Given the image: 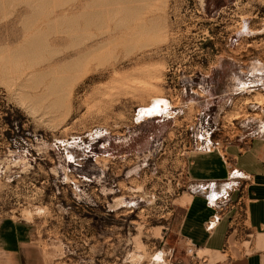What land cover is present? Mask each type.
I'll use <instances>...</instances> for the list:
<instances>
[{
    "label": "rangeland",
    "instance_id": "374dc122",
    "mask_svg": "<svg viewBox=\"0 0 264 264\" xmlns=\"http://www.w3.org/2000/svg\"><path fill=\"white\" fill-rule=\"evenodd\" d=\"M132 1L158 8L157 45L128 1L0 0V46L45 42L0 74V225L32 233L23 264H198L177 237L205 195L189 162L264 143V0Z\"/></svg>",
    "mask_w": 264,
    "mask_h": 264
},
{
    "label": "crops",
    "instance_id": "0c3cea01",
    "mask_svg": "<svg viewBox=\"0 0 264 264\" xmlns=\"http://www.w3.org/2000/svg\"><path fill=\"white\" fill-rule=\"evenodd\" d=\"M230 152L232 162L213 151L189 162V177L205 195L189 196L177 237L198 264H264V143ZM31 237L25 225L1 224L0 264H23Z\"/></svg>",
    "mask_w": 264,
    "mask_h": 264
},
{
    "label": "bare ground",
    "instance_id": "6f19581e",
    "mask_svg": "<svg viewBox=\"0 0 264 264\" xmlns=\"http://www.w3.org/2000/svg\"><path fill=\"white\" fill-rule=\"evenodd\" d=\"M114 1V4L117 5V3L120 1V0H113ZM124 1H128L127 3L129 4L128 6H125L123 9H125V12L128 14V19H131L132 18V14H134L136 11H140L144 16L143 17H138V22L135 23V26L133 28V31H134V34L137 33L136 35H142L143 38L147 37L150 35L149 39L146 41V46L147 47H150V46H153V45H157L158 43H160L161 41V27L163 24H161V22L159 21V18L157 17V12H158V8L155 6L153 7L152 5H150L149 3H142L141 6H134V5H130V1L132 0H124ZM134 1V0H133ZM132 1V2H133ZM143 2H147V0H141ZM130 2V3H129ZM94 4V3H93ZM119 4V3H118ZM132 4V3H131ZM86 5V4H85ZM88 6H90L88 4ZM86 6V7H88ZM85 7V6H84ZM83 7V9H84ZM91 7V6H90ZM89 7V8H90ZM122 9V10H123ZM83 11V10H82ZM85 11V10H84ZM117 12V10H116ZM124 12V11H123ZM91 14H85L83 12H78L76 15L74 16H69L71 18H67L70 21H74L75 20H82L84 21V19H86L85 21L87 22V24H90L89 22L91 21V23L93 22V19L92 18V15L94 14L93 12H90ZM125 13V14H126ZM98 15V14H97ZM67 16V15H66ZM95 16H96V13H95ZM99 16V15H98ZM142 16V15H141ZM94 17V16H93ZM63 18H65L63 16ZM62 18V19H63ZM61 19V20H62ZM91 19V20H90ZM99 19V18H98ZM60 20V21H61ZM97 20V19H96ZM53 22V21H52ZM85 22V23H86ZM163 22V21H162ZM25 23V24H28L29 23V19L28 18H24L23 21H22V24ZM68 22L65 21V24H67ZM71 23V22H70ZM73 23V22H72ZM71 23V24H72ZM78 23V22H76ZM75 23V24H76ZM84 23V22H83ZM70 24V25H71ZM74 24V23H73ZM120 27V26H119ZM130 29V28H129ZM40 32V31H39ZM38 32V33H39ZM41 33V32H40ZM39 33V34H40ZM160 33V34H159ZM35 35V34H34ZM34 35H29V36H22V37H13V38H9L5 41L4 45L0 46V74L2 73H5V68L7 66H5L7 63H9L11 60H15V59H27V60H30L32 59L33 57H35V52L41 48L45 42L43 41V38L39 35H36L34 37ZM41 35V34H40ZM39 36V37H38ZM41 37V38H40ZM163 38V36H162ZM15 44V45H14ZM16 47H14V46ZM13 46V47H11ZM94 47V46H93ZM97 48V47H96ZM89 49V48H88ZM87 49V50H88ZM127 49V48H126ZM89 51V50H88ZM86 52V53H89V52ZM93 51V50H91ZM130 51V50H129ZM92 53V52H91ZM81 54V53H80ZM85 54V53H83ZM34 55V56H33ZM79 55V54H78ZM87 55V54H86ZM90 55V54H89ZM88 56V55H87ZM82 57V56H81ZM80 56H76V57H71L69 58L65 64L66 66L64 67L67 68V69H71L74 65H77L78 62H80V59H81ZM84 57V56H83ZM82 57V58H83ZM89 57V56H88ZM85 58V57H84ZM87 59V58H86ZM86 59H82V60H86ZM64 64V63H63ZM5 67V68H4ZM140 69V68H139ZM143 69V67H142ZM147 69V68H146ZM145 69V70H146ZM144 70V71H145ZM148 70V69H147ZM40 71L39 73L41 74V76L43 75H46L47 76L49 75V72L48 70H38ZM143 71V70H142ZM142 71L140 73H142ZM150 72V71H149ZM33 73V72H32ZM151 73V72H150ZM138 74V73H137ZM144 74V73H143ZM152 75V74H151ZM34 76V74H33ZM32 76V77H33ZM37 76H38V73H37ZM36 77V75L34 76ZM44 77V76H43ZM46 77V76H45ZM41 78V77H39ZM43 79V78H42ZM41 80V79H40ZM60 80H63V79H60ZM36 81V80H35ZM55 82V81H54ZM53 83V82H52ZM57 84H60V82H58ZM56 84V85H57ZM63 84V82H62ZM61 85V84H60ZM52 86V84H51ZM50 86V87H51ZM53 87L57 88V86H52V91L53 90ZM58 87H60L58 85ZM58 89V88H57ZM56 90V89H55ZM51 93V92H50ZM54 95V92L52 93ZM161 99L160 97H154L153 99L150 100V104L144 106L145 110H149V111H155V113H157L158 109H159V103H162L163 100H159ZM164 102H166L164 100ZM58 103V102H57ZM163 104V103H162ZM161 106V105H160ZM55 107V106H54ZM143 108V107H141ZM163 109V108H162ZM161 110V108H160ZM160 112V111H158ZM147 113V111H146ZM153 113V112H152ZM153 115V114H152ZM189 197V196H188ZM188 202H189V198H188Z\"/></svg>",
    "mask_w": 264,
    "mask_h": 264
},
{
    "label": "snow or ice",
    "instance_id": "6c2138e0",
    "mask_svg": "<svg viewBox=\"0 0 264 264\" xmlns=\"http://www.w3.org/2000/svg\"><path fill=\"white\" fill-rule=\"evenodd\" d=\"M238 174V173H237Z\"/></svg>",
    "mask_w": 264,
    "mask_h": 264
}]
</instances>
